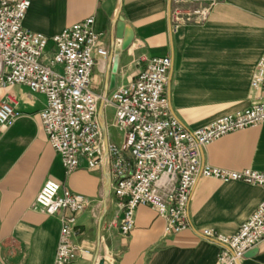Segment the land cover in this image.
I'll list each match as a JSON object with an SVG mask.
<instances>
[{"label":"crops","instance_id":"0c3cea01","mask_svg":"<svg viewBox=\"0 0 264 264\" xmlns=\"http://www.w3.org/2000/svg\"><path fill=\"white\" fill-rule=\"evenodd\" d=\"M194 10L207 11L208 19ZM118 16L133 30L134 40L113 77L109 66ZM91 17L94 31L104 34L100 46L109 52L108 59L97 56L93 85L98 92L134 81L142 57L169 56L166 96L172 115L187 129L210 126L254 104L251 82L264 53V0H32L24 27L51 40ZM52 48L50 41L46 62ZM5 101L15 113L0 126V264H54L60 216L34 209L49 180L88 200L77 215L72 264H99L101 258L105 264H218L220 246L203 231L233 236L264 202L263 188L199 177L189 202L190 228L168 235L166 220L142 206L134 231L123 236L118 229L123 214L111 190L105 211V168L89 170L82 161L66 176L41 125L46 96L15 85L0 88V103ZM105 115L108 144H122L113 108H105ZM201 160L203 166L264 173V123L205 147ZM254 250L243 264H264V241Z\"/></svg>","mask_w":264,"mask_h":264},{"label":"built area","instance_id":"2783aa9c","mask_svg":"<svg viewBox=\"0 0 264 264\" xmlns=\"http://www.w3.org/2000/svg\"><path fill=\"white\" fill-rule=\"evenodd\" d=\"M31 5L32 0H0V88L25 86L46 96L41 125L67 177L82 161L87 162L89 170L105 167L107 155L99 107L104 102L105 108H113L115 127L123 133V143L108 144L110 190L123 214L118 226L123 236L134 231L136 213L142 206L166 220L168 235L190 228L189 202L199 177L264 189L263 172L213 168L203 166L201 160L205 147L231 133L264 123V53L251 82L254 104L210 126L189 130L174 118L166 96L172 69L169 56L142 57L137 78L105 97L93 85L97 56L109 58V52L100 46L104 34L94 31V18L49 40L25 29ZM193 13L203 20L209 17L207 11ZM50 41L52 57L46 62ZM14 113L15 106L10 101L0 103V126H5ZM87 207L86 197L54 180L47 181L37 195L34 209L61 219L54 264L75 261L77 215ZM203 235L218 242V264H243L246 254L264 241V202L233 236H219L209 229Z\"/></svg>","mask_w":264,"mask_h":264},{"label":"water","instance_id":"95a60500","mask_svg":"<svg viewBox=\"0 0 264 264\" xmlns=\"http://www.w3.org/2000/svg\"><path fill=\"white\" fill-rule=\"evenodd\" d=\"M171 4V2H170ZM169 18H171V8L169 7ZM172 34V32H171ZM134 40V32L132 29H130L129 26H127L124 22V19L121 16H118L115 22V33L113 36V45H112V55L110 58V66L109 70L112 73L113 77L118 73L119 71V59L123 52L127 51L129 47L132 45ZM172 73V70H171ZM171 79V77H170ZM114 88V78H112L111 83V90ZM108 92L104 93V96L106 97ZM99 117H100V123L101 127L104 133V141L106 146V155H107V164L105 165V175H106V184H105V207L107 211L108 203L110 201L111 195H110V187H111V178L109 175V157H108V137H107V128H106V120H105V106L104 102L101 103L100 109H99ZM257 253V250H252L249 253L246 254V257H252ZM103 256V255H102ZM99 264H105V261L101 258Z\"/></svg>","mask_w":264,"mask_h":264}]
</instances>
